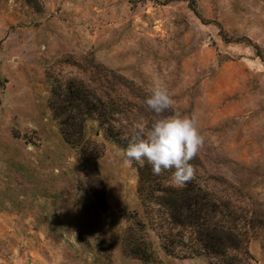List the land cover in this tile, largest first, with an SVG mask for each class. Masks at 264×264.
I'll return each instance as SVG.
<instances>
[{"label":"rangeland","instance_id":"rangeland-1","mask_svg":"<svg viewBox=\"0 0 264 264\" xmlns=\"http://www.w3.org/2000/svg\"><path fill=\"white\" fill-rule=\"evenodd\" d=\"M157 81L174 101L163 116L197 117L190 181L220 203L210 223L245 238L223 256L171 225L154 192L181 187L171 170L125 166L92 119L68 145L51 111L53 93L82 83L131 108L116 129L146 132ZM136 221L146 262L123 252ZM169 234L176 257L162 250ZM0 264H264V1L0 0Z\"/></svg>","mask_w":264,"mask_h":264},{"label":"trees","instance_id":"trees-1","mask_svg":"<svg viewBox=\"0 0 264 264\" xmlns=\"http://www.w3.org/2000/svg\"><path fill=\"white\" fill-rule=\"evenodd\" d=\"M264 1V0H261ZM57 103H53L51 111L56 120L59 121L61 134L68 145H79L83 138L84 124L87 120L92 119L98 122L101 129L104 130L105 136L125 150L129 142L133 139L137 129L123 131L116 129L114 125H118L117 121L127 111L131 112V108L124 106L120 101L112 100L107 95H93L88 89L83 87L82 83H69L60 93H53ZM72 110L74 113H66ZM87 162L83 161V164ZM82 166V165H81ZM84 167V166H83ZM99 173L94 168V174ZM92 175V176H93ZM154 192L164 193L166 198L156 199L161 202L170 211L171 225L179 228L194 229L197 235V242L201 246V250L213 256H223L231 247L236 250L245 238L235 232L231 240V227L226 228L222 223H210L212 216L221 214L220 203L212 201L210 196L206 194L199 186L192 181H187L181 187H162L157 186ZM147 200L146 197L143 201ZM225 212L231 217V210L225 208ZM237 222H242V217H238ZM135 228L129 229L123 239V252L140 261L146 262L150 259V246L145 241V225L139 221L134 222ZM237 233V234H236ZM171 234L165 237L159 236L162 250L168 256L176 257L177 253L173 251L176 242ZM232 243V245H231ZM199 256L197 251L191 249L189 254L181 255L182 258H192Z\"/></svg>","mask_w":264,"mask_h":264},{"label":"clouds","instance_id":"clouds-1","mask_svg":"<svg viewBox=\"0 0 264 264\" xmlns=\"http://www.w3.org/2000/svg\"><path fill=\"white\" fill-rule=\"evenodd\" d=\"M155 114L145 132L143 124L136 125V134L124 150V165H143L147 162L156 175L172 171L170 180L175 186L189 181L195 172L190 163L204 145L195 115L163 116L173 106V99L162 82L157 81L151 94L143 102Z\"/></svg>","mask_w":264,"mask_h":264}]
</instances>
